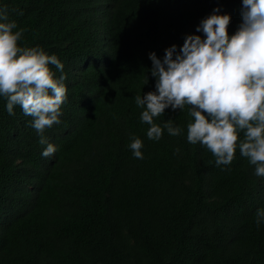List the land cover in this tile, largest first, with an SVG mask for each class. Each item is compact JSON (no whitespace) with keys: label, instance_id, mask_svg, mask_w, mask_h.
<instances>
[{"label":"trees","instance_id":"trees-1","mask_svg":"<svg viewBox=\"0 0 264 264\" xmlns=\"http://www.w3.org/2000/svg\"><path fill=\"white\" fill-rule=\"evenodd\" d=\"M25 29L21 45L64 64L61 123L44 132L0 97V264H264V177L237 149L217 167L205 146L187 140L189 107L147 137L134 97L155 91L149 53L172 45L213 13L242 23V0H0ZM22 11V15L19 12ZM148 84L145 85V77ZM143 159L133 155V138ZM243 138V133H240ZM180 151L177 154L176 149Z\"/></svg>","mask_w":264,"mask_h":264},{"label":"clouds","instance_id":"clouds-1","mask_svg":"<svg viewBox=\"0 0 264 264\" xmlns=\"http://www.w3.org/2000/svg\"><path fill=\"white\" fill-rule=\"evenodd\" d=\"M219 13L216 8L202 19L196 31L203 37L187 35L179 51L172 45L162 60L149 53L155 91L136 95L135 103L143 109L141 122L150 126L149 139L159 141L165 129L170 136L180 135L182 129L171 119L163 127L154 119L166 109L182 111L188 106L194 118L187 125L189 143L210 150L217 167L230 165L239 149L255 166V175L264 177V0H242V23L231 35V16ZM24 32L9 19L8 9L0 7V97L7 99L9 115L20 106L33 118L40 143L47 144L42 156L51 157L57 146L48 143L44 132L61 123L67 88L66 77L55 78L50 65L63 73L64 64L42 48L21 45ZM148 82L146 75L145 85ZM130 148L135 158H144L140 138L134 137ZM261 222L264 209L256 213V225Z\"/></svg>","mask_w":264,"mask_h":264}]
</instances>
